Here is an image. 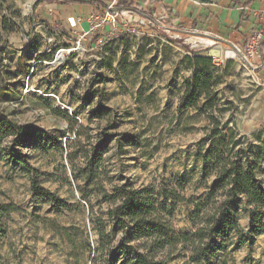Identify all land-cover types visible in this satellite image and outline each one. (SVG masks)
Wrapping results in <instances>:
<instances>
[{"label": "rangeland", "instance_id": "1", "mask_svg": "<svg viewBox=\"0 0 264 264\" xmlns=\"http://www.w3.org/2000/svg\"><path fill=\"white\" fill-rule=\"evenodd\" d=\"M37 1L0 0V113L44 133L25 143L10 137L1 152L0 205L20 211L0 217V264H107L95 251L93 220L108 210L100 187L177 190L188 200L172 218L181 232L193 230L196 203L207 204L218 159L238 153L245 167L256 165L264 189V82L235 49L236 60L222 54L207 69L192 61L209 57L207 38L177 34L159 17L123 16L122 30L99 41ZM58 54L65 60L51 65ZM196 70L211 82L194 101L186 88ZM89 164L95 182L85 176ZM32 178L61 203L34 196ZM255 212L246 197L231 205L246 236ZM252 239L224 235L214 263L264 264V229Z\"/></svg>", "mask_w": 264, "mask_h": 264}, {"label": "trees", "instance_id": "2", "mask_svg": "<svg viewBox=\"0 0 264 264\" xmlns=\"http://www.w3.org/2000/svg\"><path fill=\"white\" fill-rule=\"evenodd\" d=\"M73 0H38L36 5L70 4ZM121 4H133L130 0H120ZM4 30L14 32L12 27L4 24ZM9 28V29H8ZM196 64L212 65L211 57H195ZM204 82L210 83L211 77L196 70L194 79L188 83L186 97L194 101L202 96ZM43 132L35 127L19 128L0 113V155L6 151V139L13 137L14 142L25 143L27 140H39ZM217 178L210 188L207 204L195 205L192 215L193 230L177 231L172 218L177 206L187 202L175 189H156L155 187L136 188L130 183L114 186L112 192L100 187L98 192L108 204L105 215L94 218V231L98 237L96 253L107 264H216L213 259L219 246L220 238L234 233L239 244H251L264 226H255L264 217V189L257 180V167L241 162L238 153L218 159ZM21 162V161H20ZM22 164L28 169L32 167ZM85 171L87 180L95 182L92 165ZM34 196L59 205L60 200L49 190L41 187L34 178L31 179ZM241 197H246L255 207L252 228L246 236L231 215V205ZM13 204L0 205V217L19 212ZM106 217V219H104ZM120 237L114 243V234Z\"/></svg>", "mask_w": 264, "mask_h": 264}, {"label": "crops", "instance_id": "3", "mask_svg": "<svg viewBox=\"0 0 264 264\" xmlns=\"http://www.w3.org/2000/svg\"><path fill=\"white\" fill-rule=\"evenodd\" d=\"M73 1L70 4L53 3L48 6L55 7L60 20L84 37L96 36L100 41L116 32L110 26L97 32H91L89 21L92 13L116 3L120 9L130 12L124 15L126 20H136L137 18L132 17L134 15L138 19L146 20L159 17L158 19L168 23L177 34L206 37L214 43V46L212 43L207 51L212 59L221 56L223 50L243 47L260 25V20L254 11L264 9V0H130L133 3L131 5L121 4L120 0ZM121 30L119 27L117 32ZM213 51H220V54L212 56ZM261 57L263 64L259 72L264 82V45L261 49ZM258 107L260 120L264 123V84Z\"/></svg>", "mask_w": 264, "mask_h": 264}, {"label": "built area", "instance_id": "4", "mask_svg": "<svg viewBox=\"0 0 264 264\" xmlns=\"http://www.w3.org/2000/svg\"><path fill=\"white\" fill-rule=\"evenodd\" d=\"M125 13L129 14L130 12L120 9L116 3L110 4L99 12L92 13L89 17L91 32L103 30L108 26L113 30H117L119 22ZM254 14L260 20L259 27L251 37H249L243 47H236L235 50L245 66L256 71L259 70L263 64V61L261 60V49L264 45V9L256 10L254 11Z\"/></svg>", "mask_w": 264, "mask_h": 264}, {"label": "bare ground", "instance_id": "5", "mask_svg": "<svg viewBox=\"0 0 264 264\" xmlns=\"http://www.w3.org/2000/svg\"><path fill=\"white\" fill-rule=\"evenodd\" d=\"M204 44L211 45L213 42L211 40H202L201 41ZM66 57V55H63V58ZM223 60H228V59H237V55L233 51H229L228 49L223 50Z\"/></svg>", "mask_w": 264, "mask_h": 264}, {"label": "water", "instance_id": "6", "mask_svg": "<svg viewBox=\"0 0 264 264\" xmlns=\"http://www.w3.org/2000/svg\"><path fill=\"white\" fill-rule=\"evenodd\" d=\"M72 51H69L68 54H70ZM66 57H64L63 59H61L59 57V54L55 57V59L53 60V62L51 63V65H56L60 62H63L65 60Z\"/></svg>", "mask_w": 264, "mask_h": 264}]
</instances>
